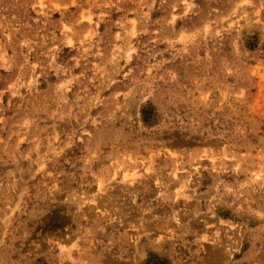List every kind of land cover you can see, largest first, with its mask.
<instances>
[{
	"label": "rangeland",
	"instance_id": "1",
	"mask_svg": "<svg viewBox=\"0 0 264 264\" xmlns=\"http://www.w3.org/2000/svg\"><path fill=\"white\" fill-rule=\"evenodd\" d=\"M0 264H264V0H0Z\"/></svg>",
	"mask_w": 264,
	"mask_h": 264
},
{
	"label": "bare ground",
	"instance_id": "2",
	"mask_svg": "<svg viewBox=\"0 0 264 264\" xmlns=\"http://www.w3.org/2000/svg\"><path fill=\"white\" fill-rule=\"evenodd\" d=\"M127 177L126 175H124V178Z\"/></svg>",
	"mask_w": 264,
	"mask_h": 264
}]
</instances>
